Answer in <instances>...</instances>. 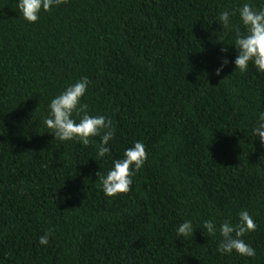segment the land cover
I'll list each match as a JSON object with an SVG mask.
<instances>
[{
  "label": "trees",
  "instance_id": "16d2710c",
  "mask_svg": "<svg viewBox=\"0 0 264 264\" xmlns=\"http://www.w3.org/2000/svg\"><path fill=\"white\" fill-rule=\"evenodd\" d=\"M264 0H66L35 23L0 0V261L3 264H264V73L234 66L238 15ZM221 41H220V40ZM221 49H226L222 55ZM228 63L219 75L215 69ZM87 77L81 102L111 120L110 154L55 141L47 105ZM147 160L130 191L106 197L97 173L134 142ZM247 210L254 257L217 252L194 224ZM49 229V244L38 238Z\"/></svg>",
  "mask_w": 264,
  "mask_h": 264
},
{
  "label": "clouds",
  "instance_id": "9594fccd",
  "mask_svg": "<svg viewBox=\"0 0 264 264\" xmlns=\"http://www.w3.org/2000/svg\"><path fill=\"white\" fill-rule=\"evenodd\" d=\"M62 3H66V0H16V10L25 22L35 23L40 19L41 12H50ZM234 15H238L244 29L243 32L239 28L235 29L236 36L232 45L237 50L233 61L235 68L245 72L251 64L257 72L264 73V7L255 8L251 3L245 2L238 9L219 12L216 22L223 28L222 33L232 29L231 17ZM225 52L226 49H221L222 55ZM227 63L226 59L222 61L215 69L216 75L220 74ZM89 83L87 77H81L53 97L47 105L43 124L58 142L78 141L86 147L94 143L92 137L99 136L100 142L95 145V159L102 160L110 154L108 144L114 131L111 120L103 115H90L88 105L81 102ZM252 134L264 148V112L258 116ZM147 158L145 145L141 141L126 148L121 158L112 160L106 173H97L103 194L115 197L129 192L136 173L144 166ZM197 228L203 229L209 236L219 234L221 239L217 242V252L222 255H231L233 252L250 258L256 255V250L243 239L246 233L256 228V223L247 210L238 213L235 224L228 219L219 224L213 219L203 220L199 224L185 219L175 229L176 236H193ZM52 235L53 232L49 229L38 238V243L41 246L48 245ZM0 264L3 262L0 261Z\"/></svg>",
  "mask_w": 264,
  "mask_h": 264
}]
</instances>
